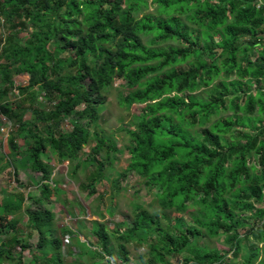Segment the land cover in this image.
I'll return each instance as SVG.
<instances>
[{"label":"trees","instance_id":"obj_1","mask_svg":"<svg viewBox=\"0 0 264 264\" xmlns=\"http://www.w3.org/2000/svg\"><path fill=\"white\" fill-rule=\"evenodd\" d=\"M2 22L0 123L13 128L0 173L14 169L15 182L19 170L38 175L41 198L25 210L40 236L35 248L18 233L29 198L0 201V238L15 233L0 242V264H25L26 250L31 264H64L57 215L45 206L64 192L43 158L68 163L75 182L93 168L82 186L97 195L120 153L100 128L117 81L120 106L141 107L136 129L126 130L122 178L138 177L159 212L138 206L115 232L97 222L89 250L131 264L130 245L157 238L148 264H172L169 255L182 264H264V0H0ZM18 76L29 85L15 89ZM72 118L88 127L66 131ZM166 212L180 216L170 230ZM221 239L225 249L207 246Z\"/></svg>","mask_w":264,"mask_h":264},{"label":"rangeland","instance_id":"obj_2","mask_svg":"<svg viewBox=\"0 0 264 264\" xmlns=\"http://www.w3.org/2000/svg\"><path fill=\"white\" fill-rule=\"evenodd\" d=\"M8 35V30L5 23H0V38ZM25 33L20 35L24 37ZM26 36V35H25ZM14 88H24L29 85L28 76H18L14 78ZM123 82L117 81L114 88L110 92L107 105L101 116L100 128L107 135L112 136L117 143L120 151L118 161L115 163V168L108 173L107 181L97 185V195L89 196V192L83 189L82 185L87 186L88 177L93 172V168L89 171L80 174V181H73L68 172L69 165L60 164L53 154H48L43 158L45 164L48 165L50 173L56 182L61 186L63 195H57L53 202H46L47 209L53 211L57 215L56 228L58 237L63 240L64 264H107L106 259H101L95 252L89 250V245L98 246L97 238L91 233L97 222H101L108 226L111 232L117 231L124 222L130 224L132 218L135 217L138 206H143L146 210L153 214L159 212V206L156 203V198L144 186L143 182L138 177H131L124 180L123 174L130 166V153L128 148L130 138L126 130H135L134 116L139 114L141 107L134 106L131 111H127L120 106V94L124 93L122 89ZM11 100H18L17 92L11 96ZM31 114H27L26 120H31ZM83 124L88 127L87 122H79L76 118H72L65 122L64 129L70 131V128L75 125ZM13 126L5 119L1 118L0 123V157L6 156L12 158L8 146V139ZM18 145L24 148L27 144L24 141H18ZM89 147L84 150V155L81 160L89 154ZM5 164L3 163L2 166ZM18 164H13L16 168ZM1 168V167H0ZM14 169H6L0 173V201L10 200L17 194H24L29 198L24 203V211L18 214L20 219L19 236L21 239L28 241L33 248L39 243V233L33 228L27 214L26 208H37L35 202L41 198L39 188V176L27 171L19 170L17 174V182H15ZM80 212V213H79ZM167 220L163 221L165 229L170 230L180 219V216L166 212ZM82 218V219H81ZM12 219V218H11ZM185 222L189 223V216L184 217ZM71 231V232H69ZM66 232L69 236L70 243L66 244ZM15 233L9 236L0 238V242H5ZM150 244L160 245V241L156 238L154 241L144 245H130L132 262L131 264H148L152 259ZM210 248L225 249L223 239L215 240L208 244ZM117 248V242L114 241L111 246V251L114 252ZM98 249L97 251H99ZM21 248L16 250V253H21ZM102 252V251H101ZM115 253V252H114ZM25 264H31L32 255L30 250L23 252ZM145 256V258H143ZM115 264H123L115 256ZM167 259L172 264H182L179 256H168ZM236 263L240 262L235 259ZM12 264V263H5Z\"/></svg>","mask_w":264,"mask_h":264},{"label":"built area","instance_id":"obj_3","mask_svg":"<svg viewBox=\"0 0 264 264\" xmlns=\"http://www.w3.org/2000/svg\"><path fill=\"white\" fill-rule=\"evenodd\" d=\"M65 241H66V244L65 245H67V244H69L71 242L70 239H69V236L66 237V240ZM64 247H67V246H64Z\"/></svg>","mask_w":264,"mask_h":264},{"label":"crops","instance_id":"obj_4","mask_svg":"<svg viewBox=\"0 0 264 264\" xmlns=\"http://www.w3.org/2000/svg\"><path fill=\"white\" fill-rule=\"evenodd\" d=\"M80 213V212H79ZM82 219V218H81ZM93 232V230L91 231V233ZM95 248H97V247H95Z\"/></svg>","mask_w":264,"mask_h":264}]
</instances>
